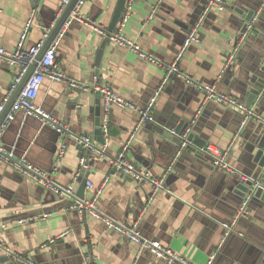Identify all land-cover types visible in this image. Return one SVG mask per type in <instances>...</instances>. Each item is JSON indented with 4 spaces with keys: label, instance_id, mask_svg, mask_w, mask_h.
Here are the masks:
<instances>
[{
    "label": "crops",
    "instance_id": "obj_1",
    "mask_svg": "<svg viewBox=\"0 0 264 264\" xmlns=\"http://www.w3.org/2000/svg\"><path fill=\"white\" fill-rule=\"evenodd\" d=\"M117 1L86 0L80 11L85 21H67L57 61L68 80L46 79L36 100L73 135L93 138L95 147L106 155L94 150L89 154L87 149L81 152L71 134L58 140V133L37 118L16 114L1 139L4 151L12 152L17 161L0 155V242L4 244L0 264H26L30 259L39 264H165L102 220L81 214L76 203L69 205V197L23 176L17 162L39 167L60 186L69 185L71 179L75 187L81 169L91 171L88 182L96 186L109 178L99 198L101 211L125 224L138 222L145 238L161 241L193 264H207L211 256L213 264H259L264 250V202L252 198L242 211L235 177L215 167L194 143L167 171L179 148V137L170 130L195 121L194 132L205 139L206 146L229 149L234 176L253 172L254 121L240 131L243 117L239 111L205 102L197 88L176 75L167 77L164 65L175 61L200 23L199 41L185 51L179 61L181 71L247 103L249 85L264 76V0H224V10L211 7L208 11V0H130L124 32L157 62L140 58L89 27L96 23L108 31ZM62 6L63 0H0V45L9 53L16 51L20 34L33 17L27 45L37 44L53 27ZM251 10L261 20H253L252 31L241 41L251 24L245 19ZM101 49L102 75L97 78L96 57ZM7 60L0 63V105L8 103L12 91L7 87L19 68ZM78 84L87 86V93L80 95L72 89ZM104 85L140 108L159 91L154 121L139 126L136 111L113 108L102 145L95 133L99 113L103 120L96 87ZM256 108L259 113L261 109ZM128 142L127 158L137 169L165 180L167 189L151 202V184L116 171L107 158L116 156ZM62 149L64 154L59 156ZM82 158L89 159L85 168ZM93 195L87 186L86 197ZM25 219L26 223H20ZM233 222L230 230L225 228ZM5 255L12 257L2 261Z\"/></svg>",
    "mask_w": 264,
    "mask_h": 264
},
{
    "label": "built area",
    "instance_id": "obj_2",
    "mask_svg": "<svg viewBox=\"0 0 264 264\" xmlns=\"http://www.w3.org/2000/svg\"><path fill=\"white\" fill-rule=\"evenodd\" d=\"M86 0H79L76 7L71 13V16L68 20V23L72 21H80L84 22L85 19L81 15V8L85 4ZM207 10H210L211 7H215L219 10H224L226 8V3L224 0H208ZM71 2V0H63V9ZM156 7L154 9V12ZM131 13V7L129 2L126 5V10L123 15V18L118 26V30L116 33H109L102 25L99 24H89V27L98 32L100 35L105 37L106 39L112 41L113 43L117 44L118 46L127 48L131 50L133 53H136L140 58L148 61V62H157L158 60L153 54L148 53L147 51L143 50L134 40L130 39L124 32V28L126 23L129 19ZM258 15H256L257 19ZM34 18V17H33ZM33 18L28 19L27 23L25 24L24 30L21 32L19 40L17 42L16 51L13 53H9L0 45V63L6 59L7 61L12 64V66H16V77L15 82L18 84L21 82L23 76L26 74L30 65H32L39 55L42 47L44 46L46 40L48 39L52 28L47 29L44 32L42 39L35 45L29 47L27 45L29 31L34 23ZM203 21V19H202ZM201 22V21H200ZM254 26V22H252L247 30L242 34L241 41H244L249 33L252 31ZM200 27V23L191 31L189 36L187 37L183 47L181 48L177 58L171 64L164 65V68L167 71V77H171L172 75H176L184 80L187 84L197 88L203 95L204 101H212L217 104L227 105L229 107L235 108L239 111L242 115V123L240 126V131H242L246 125L252 121L253 119L257 118L258 112L256 105L248 106L246 103L238 100L232 95L227 93L220 92L216 85L212 84H205L200 81H197L190 75L181 71L179 66V61L182 59L185 51L192 43H196L199 41L198 38V28ZM46 30V29H45ZM61 34V33H60ZM52 42L50 47L47 49L44 56L39 61L34 73L27 81L25 87L23 88L22 92L20 93L19 97L17 98L16 102L13 104L11 111L9 112L4 124L0 128V151H4L3 146L1 145V139L5 131L7 130L8 126L10 125L11 121H13L16 117L18 112H24L27 116H33L37 118L42 125L48 126L51 129L55 130L57 133L63 136H74V138L84 145L85 149L89 150L92 149V140L90 136L87 135H73L68 128V126L57 118L53 113L48 112L45 110L41 105H39L36 100L38 98L39 92L45 83L46 79L50 80L51 82H66L68 80L66 74L62 71L58 61H57V51L58 47L61 42L62 34ZM237 51V48L235 49ZM76 85V83H72ZM99 91V94L102 99V107H103V129L106 134L109 132V123H110V116L111 111L113 108H120V109H130L134 110L139 114V122L138 125H142L146 122H153L154 115L153 110L155 104L157 102V98L160 94L158 91L155 97L147 104L146 107L140 108L134 102L127 100L125 97L120 95L116 92L111 86L104 85L100 87H96ZM7 100L0 105V113L5 108ZM195 124V121L191 122L184 132L177 133L175 129H171L170 133L173 135H177L179 137L180 143L179 148L175 154L174 159L172 160L171 164L169 165L167 171L170 172L173 169L175 162L181 156L183 150L190 145L188 137L192 132V125ZM130 142L125 143L121 152H119L114 157H109L112 166L118 172L125 173L131 175L134 179L139 182H149L153 188L149 202H151L154 196L161 190H166L165 180L164 179H154L148 173H141L136 165L131 162L127 158V151L129 150ZM94 150V149H93ZM206 154H208L215 167H218L226 172H235V169L229 163V149L228 150H220L214 149L211 146H207L204 150ZM64 154V149L59 152V156ZM106 155L104 152L101 153ZM86 160L84 158L81 159L82 168L86 167ZM16 168L21 172V174L27 178L36 181L39 184H42L44 187L53 190L55 193L59 194H74V187L72 185L64 188L63 186L58 185L50 176H48L42 169L36 167L35 165L23 162L22 164H16ZM82 172V169H81ZM80 176V173L77 174ZM77 177V178H78ZM109 182V178H107L101 185L96 186L92 182H88V188L94 190V195L90 198H86L81 203L77 204L75 207L79 210L81 214H89L93 217H96L104 222L108 227L113 228L116 232L120 233L128 237L131 241L137 243L141 250H147L153 256L163 259L165 264H193L191 261L187 260L183 256L176 253L173 249L169 246L164 245L159 240H151L147 239L142 235V232L139 228V223L134 222L132 224H125L123 222L111 219L107 217L99 208V198L104 192V188L106 183ZM62 191V192H61ZM246 205V203H245ZM48 215H44L43 219H46ZM28 220H21L20 223H26ZM232 224H225V228L230 230ZM0 247L4 248V244L0 242ZM9 252V251H8ZM26 264H39L34 260H25ZM214 263V256H211L208 260L207 264Z\"/></svg>",
    "mask_w": 264,
    "mask_h": 264
},
{
    "label": "water",
    "instance_id": "obj_3",
    "mask_svg": "<svg viewBox=\"0 0 264 264\" xmlns=\"http://www.w3.org/2000/svg\"><path fill=\"white\" fill-rule=\"evenodd\" d=\"M78 1L79 0H71V2L59 14L58 18H56V20H54L55 23L53 25L52 31H51L48 39L46 40L44 46L42 47V49L39 53V55L37 56L36 61L32 65L29 66V68H28L26 74L23 76L21 82L18 84L15 81L10 82L9 86L7 87L8 88L7 90L12 91V95H11L8 103H6L5 108L0 113V128L4 124L9 112L11 111L13 104L16 102L17 98L19 97L20 93L22 92L23 88L25 87L27 81L32 76V74L34 73L39 61L44 56V54L46 53L47 49L50 47L52 42L62 32L63 28L65 27L67 21L69 20V18L71 16L72 11L76 7ZM129 1L130 0H118L117 1L111 23L108 27L109 33H116L117 32L118 26H119V24L123 18V15L125 13L126 5ZM254 15H255V11L251 10L246 14L245 19L249 22L251 21V23H252L254 18H255ZM258 17H259V15H258ZM258 17L255 20L256 23H257V21L261 20V18H258ZM255 25L257 26V24H255ZM107 41H109V40L107 39ZM102 58H103V50L101 49V50H99L97 57H96L95 75L97 78L101 77V75H102V67H103ZM15 72H17V70ZM13 74H14L13 77L15 79L16 73H13ZM87 88L88 87L83 85V84H78L77 87H74L72 89L75 90L76 92H78L80 95H82L85 93L84 91H86ZM86 93H87V91H86ZM92 93H93V89H90L89 94H92ZM89 94H87V95L90 96ZM257 99H258V102L256 103V105L261 110H259V113H258L259 116L252 120V121H254L253 125H254V129H255L254 139L252 140L253 149L251 150V153L253 156L252 162H253L254 171L251 173H249V172L241 173V175H239L237 177L234 176L235 172H233V173L229 172L232 174V177H235L233 179V181H234V184H236L237 189L239 190V193H238L239 198H240L239 204L242 203V207H241L242 211L247 209L248 204L252 198L254 199V198L259 197L264 202V76L260 77V79H257L256 81H253L249 85L248 100H247L246 104L248 106H253V105H255V102L257 101ZM184 124H185V122L178 125L177 128L175 129V131L177 133H182L185 131V129L189 125H191V123H187L186 125H184ZM95 133H96V135L99 136V137H97L98 142H100L102 145H105V132L103 129L102 116L100 113L98 114L97 119H96V131H95ZM57 136H58L57 137L58 140L60 139V137H62V135L59 133L57 134ZM72 138H74V136H72ZM91 140H92V149H89L88 153L92 154L93 149H94V151L102 153L103 151L100 148L95 147V145L93 144V138H91ZM188 140H189L190 144L194 143L198 148H201L203 150V152H205L204 150L207 148L206 141L204 138L196 136V134L194 132V124L192 125V132L190 133ZM76 143H77V145H76L77 149H79V151L83 152L85 150L84 145L79 143L77 140H76ZM179 143H180V140L178 141V144ZM188 148H189V146H188ZM0 155L7 158L9 161H17L14 158V154L12 152L0 151ZM81 157H82V155H81ZM209 158L211 159L210 156H209ZM211 161H212V159H211ZM86 162H87V164H90L89 159H87ZM16 164H20V163L17 162ZM90 172L91 171H89V170L82 169V175L77 179L76 185L74 187L75 191L77 189L75 194H69V193L65 192V194L59 193L58 195L69 197L71 199L69 205H71V203L72 204L76 203V205H77V204L81 203L82 201H84L86 198H88V197H86V189H87V182L89 179ZM71 182H72V180L70 179V181L68 183L69 185H62V186L64 188H67L68 186H70ZM245 203H246V205H245ZM11 257H12L11 255H5L1 259H2V261H9L11 259ZM259 264H264V250L261 254V261Z\"/></svg>",
    "mask_w": 264,
    "mask_h": 264
}]
</instances>
